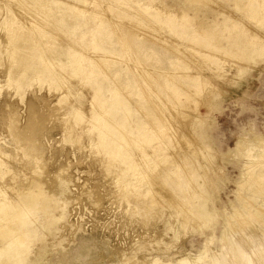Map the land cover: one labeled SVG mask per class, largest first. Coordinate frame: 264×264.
<instances>
[{"label":"rangeland","instance_id":"rangeland-1","mask_svg":"<svg viewBox=\"0 0 264 264\" xmlns=\"http://www.w3.org/2000/svg\"><path fill=\"white\" fill-rule=\"evenodd\" d=\"M68 1L76 10L61 7L52 20L61 33L74 31L79 49L83 47L85 55H92L91 59L99 58L103 49L105 53H111V61L98 65L105 77H99L87 86L82 76L74 75L76 78H71L65 71L61 81L56 79L50 83L29 84L20 98L4 80L8 60L5 55L0 56V144L10 150L8 143L15 129L23 130L26 127L29 131L33 123H37L39 127L33 129V135L38 140L41 152L38 153L39 162L31 164L34 168L33 184L36 187L37 184L43 185L45 193L40 196L41 199L57 209L65 207L67 213V224H58L59 231L43 229L42 234L46 232L47 236L45 240L41 238L44 241L36 262L91 264L94 260L97 264H150V260L157 257L185 256L196 260L194 257L204 249L210 250L211 255L225 252L224 249L230 253V247L222 248L220 238L225 216L232 221L230 227L226 225L227 230L233 226L227 232L228 239L242 242L248 235L235 218V211L251 210L264 201V197H244L248 193L239 187L238 182L241 181V166L247 162V158L234 151L235 143L241 137H264V53L257 61L245 59V56L234 51L205 60L194 51L202 50L203 41L196 33L200 29L194 36L185 35L183 40L181 29H177V26L179 28L182 23L192 22L190 27L193 30L198 29L200 22L214 20L217 25H229L230 20L235 18L240 20L241 28L249 29V32L258 30L264 36V21L245 19L238 13L237 5L232 0H207L199 11L187 0ZM1 2L11 4L14 11L19 13L16 2L15 5L13 3L15 7L12 0ZM38 11L35 9L34 13ZM3 13L5 15V9L0 10V17L4 16ZM217 13L225 14L228 19H214ZM258 15L264 20V11ZM99 20L106 30L94 39L87 33L91 28L97 30ZM3 27L0 26L1 46L6 40ZM62 37L61 46L66 42ZM90 46L98 53L94 54ZM240 68L247 69L238 73ZM160 71L178 76L176 85L179 89L167 82ZM197 74L201 78L188 79ZM141 79L144 80L142 85L152 91L154 96L151 99L164 122L163 130L156 126L159 143L156 150H159L158 155L169 158L168 173L174 176L172 184H168L158 174L157 185L153 188H157V191L154 192H157L156 195L160 193L158 196L163 198L182 199L183 194L174 184L184 181L190 192L185 197H191L187 212H194L192 203L205 201L214 210L213 218L199 216L182 226L175 208H157L156 216L152 214L149 217L124 213L125 204L119 206L113 197L107 200L109 197L103 196L112 185L97 156L84 146L86 141L83 139L84 144L78 147L63 136L62 114L69 103L76 109L84 110L86 117H91L97 111L98 106L89 104L93 95L91 86H104L106 97L119 93L118 97H126L123 102L130 103L128 106L143 109L140 106L141 98L136 96ZM69 85L75 95H70L58 105L51 103L58 95L67 92ZM111 85L116 89L111 91ZM124 85L130 89H124ZM115 100L109 98L108 102ZM53 111H56L55 116ZM10 119H15V123L11 125ZM28 133L25 131L22 135L27 136ZM89 133H93V130ZM248 151L250 148L244 152ZM11 152L13 157L21 155L16 150ZM188 156L193 163L191 171H187L184 165ZM7 162L9 165L16 163L11 159ZM177 169L179 175L175 176L172 171ZM25 171L31 173L30 170ZM7 180L8 177L0 180V185ZM62 181L66 182L64 190ZM60 193L62 200L58 197ZM263 234L254 232L250 241L264 250V242H260Z\"/></svg>","mask_w":264,"mask_h":264},{"label":"bare ground","instance_id":"bare-ground-1","mask_svg":"<svg viewBox=\"0 0 264 264\" xmlns=\"http://www.w3.org/2000/svg\"><path fill=\"white\" fill-rule=\"evenodd\" d=\"M1 1L0 10L5 9V15L3 13L4 16L0 17V26H4L3 31L6 40H3L2 43L4 41L5 43L2 46L0 44V56L5 55L8 60H6L7 70L3 77L7 85L12 87L13 92L20 98L24 95L23 89L29 84L33 82L50 83L56 81V79L61 81L62 74L65 71L67 76L71 78L74 75L82 76V81L87 86L99 77H105L102 68L98 69V65L111 61V53H105L104 49L101 48L103 49L102 55L99 58L91 59L92 55H85L83 47L79 49L75 41L74 31L61 33L52 20V16L60 12L61 7L68 6L71 11L76 10L75 6L68 3V0H12V5L16 2L19 13H16L17 10L14 11V8L10 6L11 4L7 5ZM73 1L83 2L82 0ZM187 1L194 6L196 11H199L200 6L207 0ZM232 1L237 5L238 13L245 19L258 18L259 21H264L263 17L261 18L258 15L259 12L264 11V0ZM14 5L13 7H15ZM35 9L40 11L34 13ZM47 11H49V14H46ZM185 16L187 15L185 14ZM218 17L228 19V16L223 13H217L214 19ZM213 21L200 22L198 29L193 28V30L190 27L192 22L182 23L179 28L177 26V29H181L182 34L180 33V36L182 38L186 37L185 35L194 36L195 32L200 29L196 33L199 34L203 43L202 50L194 49L197 55L200 54L201 57L208 60L234 51L245 56V59L257 61L260 55L264 53V36L258 30L257 32L255 30L249 32V29L241 28L240 20L235 18L230 20L229 25L226 23H218L217 25ZM102 24L103 22L99 20L96 24L97 30L91 28L88 30L87 35L94 37V39L96 36L101 35L106 30ZM216 26L217 28H214ZM150 29L152 30V28ZM109 30L111 29L109 28ZM2 35L4 37V34ZM62 35L66 42L61 46ZM81 38L83 39L82 35ZM81 38H79L80 41ZM157 39L159 40V37ZM89 41L92 44L91 38ZM188 45L190 46V44ZM203 49L205 52H203ZM90 50L94 54L98 53L92 46H90ZM191 53L194 54V52ZM246 53L249 55L248 58ZM85 64H87L86 67ZM68 67L70 70H68ZM246 69L240 68L238 73H243ZM160 74L165 75L166 81L173 83L179 89L176 85L178 76H173V73L170 75L167 71H160ZM178 74L180 75V73ZM199 78L201 77L198 74L197 76L191 75L188 77L192 81ZM142 80L138 85L139 91L136 96L141 98L140 106L143 109L128 106L130 103L123 102L126 97L124 98V95L118 97L119 93L116 94L117 96L111 93L109 98L116 100L113 103L108 102L109 98L105 96L104 86H91L93 95L89 104L91 103L93 107L98 106L97 111L91 117H86L84 110L76 109L69 103L62 114L64 118L63 123H61L63 136L73 144L78 145V147L84 144L83 139L84 142L86 141L84 146H87L97 156L100 166L109 178V184L112 185L109 192L103 196L109 197L107 200L113 197L119 206L125 204L124 213H130L132 216L143 215L149 217L152 214L156 216L157 211L161 208H175V214L180 217L181 222L179 223L182 226L196 220L199 216L213 218L214 210L205 201L192 203L195 207L194 212H187L191 197H185L186 195L189 196L190 192L187 190L184 181H176L174 184L183 194L182 199L177 197L163 198L158 196L160 195L159 190L158 195H156L157 192H154L157 191V188H153L157 185L158 174H161L163 180L168 184H172L174 176H170L168 173L169 158L158 155L160 154L159 150H156L159 145L158 136L155 134L156 126L163 130L164 122L158 116L159 109L151 99L154 96L152 91L149 87L142 85L144 83V80ZM122 87L130 89L126 85ZM110 88L111 91L116 89L112 85ZM67 90V92L58 95L51 103L55 102L58 105L70 95H75V91L71 90L70 85ZM141 90L144 92H140ZM56 111H53V114ZM57 118L59 119V117L55 119ZM29 121L30 124L31 120L29 119ZM9 123L14 124L15 119H10ZM36 124L33 123V127L29 131V128L25 129L26 127L23 129L24 131L15 129V134L10 135L11 141L8 143V146H11L10 150H6L8 147L0 144V180L8 177L7 182L0 185V264H38L36 262L39 256L38 251L47 236L46 232L45 236L42 234L43 229L55 232L59 231L58 224H67L66 208L57 209L50 202L41 199L40 196L45 193L43 185L37 184L36 187L33 184L34 168L31 164L39 162L38 153L41 152L38 140L33 135V129L39 127ZM90 130H93V133H89ZM25 131L26 133L29 132L27 136L22 135ZM244 138L238 139L234 148L238 155L244 154L247 158V162L241 166L239 187L244 188L248 193V196L244 195V197H264V137L253 135L249 139ZM247 148H250V151L244 152ZM14 150L21 153V155L17 153L18 155L14 158L9 153L11 151L14 153ZM9 159L16 163L9 165L7 162ZM192 164V159L189 156L185 157L184 165L187 171L192 170ZM164 165L166 167L161 169ZM25 170H30L31 173ZM173 173L175 176L179 175L178 169L172 171ZM64 185H66V182L62 181L61 187L63 190ZM58 197H63L62 193ZM157 208L159 209L156 210ZM234 216L248 236L245 235L246 237L242 239V242L237 239L234 242L228 239L227 232L232 230L233 226L227 230L226 225L230 227L232 221L228 216H225L220 230V238L222 248L228 249L230 247V253L224 249L225 252L211 255L210 250L204 249L199 256L194 257L196 260L185 256L165 259L157 257L152 258L150 264H194L192 263L194 261H196V264H259L260 262L264 264L262 246L257 245V247L250 241L254 232L264 233V201L253 206L251 210H237ZM41 238H44V240L42 241ZM260 242L263 243L264 238ZM93 261L91 264H97Z\"/></svg>","mask_w":264,"mask_h":264}]
</instances>
